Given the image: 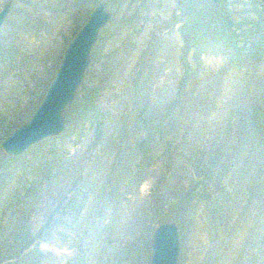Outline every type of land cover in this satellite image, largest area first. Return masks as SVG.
Segmentation results:
<instances>
[{"label": "rangeland", "instance_id": "rangeland-1", "mask_svg": "<svg viewBox=\"0 0 264 264\" xmlns=\"http://www.w3.org/2000/svg\"><path fill=\"white\" fill-rule=\"evenodd\" d=\"M100 1L64 128L10 155L95 2L0 0V264H150L168 221L176 264H264V0Z\"/></svg>", "mask_w": 264, "mask_h": 264}, {"label": "water", "instance_id": "water-1", "mask_svg": "<svg viewBox=\"0 0 264 264\" xmlns=\"http://www.w3.org/2000/svg\"><path fill=\"white\" fill-rule=\"evenodd\" d=\"M93 1L95 6L66 45L58 68L41 100L29 118L2 139L1 147L7 154L19 155L32 144L56 135L64 128L63 110L73 101L90 63L91 49L99 30L110 17V11L102 1ZM8 11L7 6L0 8V27ZM150 244V264L177 263L179 232L173 221L160 223L152 232Z\"/></svg>", "mask_w": 264, "mask_h": 264}, {"label": "trees", "instance_id": "trees-1", "mask_svg": "<svg viewBox=\"0 0 264 264\" xmlns=\"http://www.w3.org/2000/svg\"><path fill=\"white\" fill-rule=\"evenodd\" d=\"M242 123H243V125H245V126H247V127L250 126V125H249L248 123H246L245 121H243ZM256 128H258V127H256Z\"/></svg>", "mask_w": 264, "mask_h": 264}]
</instances>
